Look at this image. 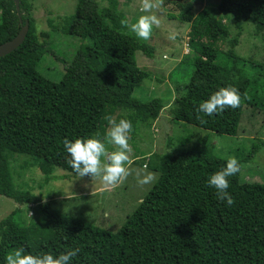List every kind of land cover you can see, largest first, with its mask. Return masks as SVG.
Listing matches in <instances>:
<instances>
[{"label": "trees", "instance_id": "trees-1", "mask_svg": "<svg viewBox=\"0 0 264 264\" xmlns=\"http://www.w3.org/2000/svg\"><path fill=\"white\" fill-rule=\"evenodd\" d=\"M85 1L94 3L99 18L93 35L74 36L72 19H63L61 35L66 38L58 37L70 40L71 46H62L67 53H61L39 41L28 15L29 0H19L18 11L13 0H0V45L16 37L28 21L23 43L0 57V196L20 206L38 204L41 214L28 225L21 208H16L0 221V264L19 247L32 255L54 256L79 248L71 264H264V184L241 181L240 170L228 178L227 191L234 204L219 201L207 179L228 158L216 155L210 146L200 152L151 155L148 166L158 178L116 232L58 213L55 201L41 203L16 186L10 156L33 158L45 138L63 144L65 138L95 137L105 112L131 122L138 113L155 121L164 109L159 98L143 102L127 97L125 104L118 96L122 88H133L148 77L137 67L136 53L153 58L155 49L122 28L120 21L127 18L119 0ZM178 4L179 14L171 17L188 24L190 52L174 69L186 64V83H173L169 77L175 93L172 123L236 136L245 107L264 111V62L257 65L235 53L238 36L230 35L223 19L232 20L240 32L244 23L251 24L264 46V0H217L197 14L191 0ZM224 41L229 44L226 51L220 47ZM46 54L61 64L74 55L72 66L86 71L89 81L71 88L45 77L38 67ZM228 86L239 90L240 107L204 116L202 124L194 108ZM100 92L104 96L98 98ZM258 151L259 145L252 144L247 155L237 160L240 166ZM41 167L50 173L47 164Z\"/></svg>", "mask_w": 264, "mask_h": 264}, {"label": "rangeland", "instance_id": "rangeland-1", "mask_svg": "<svg viewBox=\"0 0 264 264\" xmlns=\"http://www.w3.org/2000/svg\"><path fill=\"white\" fill-rule=\"evenodd\" d=\"M83 1L78 3V0H29L31 5L29 18L36 25L39 41L46 42V48H50L53 52L67 53L62 46H71L70 40L66 42L65 40L68 39L62 41L58 37H64L61 32L66 25L63 19L67 17L72 19L70 30L74 36L92 37L99 18L94 11V3ZM92 1L105 4L103 0ZM191 2L192 12L197 14L207 6H214L217 0H191ZM178 3L179 0H163L160 8L154 9L151 13L158 16L161 21L160 26L153 27L149 40L141 41L155 49L153 58H147L141 52L136 53L137 67L146 72L148 77L133 88H122L118 95L125 104L128 103V100H125L127 97L143 102L159 98L164 103V109L157 120L151 121L145 115L138 113L135 122H132L134 127L129 140L132 149L129 154L131 164L128 165L131 175L127 180L116 186H105L98 179L91 180L87 176L79 178L67 163L70 157L63 144L53 138H45L33 158L17 155L9 157L15 184L21 191L34 196L41 203L55 201L54 210L58 213L116 232L155 183L140 187L137 184L136 172L143 170L153 173L156 180L158 178V173L148 166L152 162L151 155H162L175 150L200 152L205 146H210L213 147L216 155L225 158L234 157L238 160L247 155L252 144H258V153L250 161L242 164L240 176L243 182L264 184V146L261 144L264 142V111L245 107L236 136L218 135L191 125L172 123L171 103L175 93L169 77L173 83L177 82L181 85L186 83V64L180 65L176 71L174 69L190 52L187 43L188 24L171 17L179 14ZM119 4L120 10L130 23L145 14L140 12V0H119ZM223 24L228 27L232 37L238 36V44L234 51L240 58L257 65L264 62L263 43L251 24L244 23L241 32L232 25V20L223 19ZM41 33L47 34V37H42ZM173 34L175 38L169 39ZM75 40L78 41L74 38ZM220 47L226 51L229 49V44L224 41ZM48 54L38 67L45 77L71 88H75L78 83L89 81L90 77L86 71L72 66L71 59L74 55L70 56L65 64H61L52 55L47 57ZM108 83L111 84L110 79ZM97 96L103 97L104 92H100ZM106 116H112L117 120L124 118L105 112L99 133L101 137L108 128ZM43 164L50 167L49 174L43 172L41 167ZM47 176L53 179L46 181ZM80 196L84 197L79 198ZM16 208H21V217L24 222H28V225L41 216L38 204L20 206L0 196V221Z\"/></svg>", "mask_w": 264, "mask_h": 264}, {"label": "clouds", "instance_id": "clouds-1", "mask_svg": "<svg viewBox=\"0 0 264 264\" xmlns=\"http://www.w3.org/2000/svg\"><path fill=\"white\" fill-rule=\"evenodd\" d=\"M163 0H140V15L135 22L130 23L127 19H121L122 28L134 34L138 39L147 41L151 38L153 27L160 26L157 15L151 14L154 9L160 8ZM170 35L169 39H174ZM247 99V97H245ZM241 105V94L235 87H221L213 92L210 97L194 108L196 118L203 124L206 123L204 116L211 117L220 114L226 109H236ZM203 113V116L201 115ZM108 128L101 137L76 138L63 140V147L70 159L67 163L73 172L79 177H90L100 180L105 186H116L124 183L131 175L128 165L131 164L129 144L133 131L132 122L128 119H119L106 116ZM241 166L236 158L227 159L226 165L219 171L209 175L207 185L215 189L216 197L227 206L234 204V198L229 194V177L236 175ZM137 184L140 187L151 185L156 176L150 172L138 170L136 172ZM80 252L79 248L69 249L56 256L51 253L32 255L26 253L23 247L15 248L5 255V264H71L72 259Z\"/></svg>", "mask_w": 264, "mask_h": 264}, {"label": "water", "instance_id": "water-1", "mask_svg": "<svg viewBox=\"0 0 264 264\" xmlns=\"http://www.w3.org/2000/svg\"><path fill=\"white\" fill-rule=\"evenodd\" d=\"M16 10L18 11L19 0H13ZM28 32V21H25L24 26L20 29L19 33L12 40L0 45V57H3L15 49H17L24 41Z\"/></svg>", "mask_w": 264, "mask_h": 264}]
</instances>
